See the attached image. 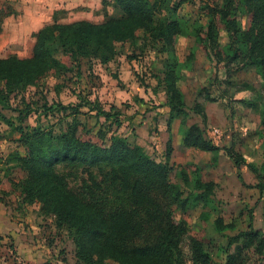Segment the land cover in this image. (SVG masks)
<instances>
[{
  "label": "rangeland",
  "instance_id": "obj_1",
  "mask_svg": "<svg viewBox=\"0 0 264 264\" xmlns=\"http://www.w3.org/2000/svg\"><path fill=\"white\" fill-rule=\"evenodd\" d=\"M168 3V6L182 3L173 14L182 30L173 51L155 52L140 33L135 40L117 45L116 55L105 66L83 60L78 72L69 69L49 73L32 85L4 93L7 99L0 105V264H82L75 256L69 230L57 228L51 218L41 214L38 204L23 202L20 184L25 173L16 160L23 149L16 128L22 126L26 132L40 129L59 136L77 118L89 130L102 131L107 141L126 138L157 162H164V142L155 144L150 138L158 134L159 124H165L168 116L165 94L160 90L161 85H156L163 78L167 60L177 62L176 72L186 104V116L171 125L173 137L190 125L199 124L205 137L214 144L221 147L232 142L242 163L249 165V170L235 167L232 160L233 163L224 157L217 166L208 162L200 167V178L215 182L211 201L207 206L200 204L189 209L193 204L190 201L186 205L189 210L175 208L176 217L185 220L190 231L200 232L210 241L205 249L211 255V264H222L220 246L226 244L228 236L247 230L251 216L254 226L263 228L264 198L255 188L257 179L249 168L261 171L264 166L261 70L241 60L226 65V58L233 54L234 47L224 30L227 24L224 21L214 22L221 63L217 62L215 52L197 38L198 31L214 19L215 8L233 15L231 8L236 6L238 26L247 28L244 3L241 0L232 5L228 0H170ZM0 12L1 21L5 20L0 34V58L29 57L35 34L46 24L79 20L100 23L121 16L111 0H0ZM235 48L244 52L240 42ZM195 102L208 111L207 119L191 111ZM95 106L109 112L111 118L92 111ZM116 120L120 121L119 126L115 125ZM190 156L180 151L168 163L174 169L171 181L181 188L184 187L180 179L182 169L191 173V180L195 178L194 167L189 168L188 164L181 167V162L205 160L194 152ZM202 212L211 214L207 223L201 219ZM217 217L226 223L233 222L236 229L216 233L212 222ZM182 249L189 254L187 240L183 241ZM104 264L115 263L105 261Z\"/></svg>",
  "mask_w": 264,
  "mask_h": 264
},
{
  "label": "trees",
  "instance_id": "obj_2",
  "mask_svg": "<svg viewBox=\"0 0 264 264\" xmlns=\"http://www.w3.org/2000/svg\"><path fill=\"white\" fill-rule=\"evenodd\" d=\"M111 1L121 12L120 17L100 23L80 20L45 25L34 36L30 57L0 58V105L7 99L4 93L32 85L49 73L69 69L78 72L83 60L107 65L116 55L117 45L135 40L140 33L155 52L174 50L182 30L173 14L182 3L168 6L170 0ZM236 1L228 0V4ZM241 1L247 28L238 26L236 6L231 8L233 15L215 8L212 10L214 19L198 31L197 38L215 52L217 62L221 63L214 22L219 19L227 23L224 30L234 50L226 58V65L241 60L248 66L260 68L264 94V0ZM3 20L0 19V31ZM238 42L244 52L235 48ZM176 68L177 62L165 61L163 78L158 84L167 96L169 127L173 120L186 116ZM92 111L111 118L109 112L96 106ZM191 111L205 120L200 103L195 102ZM119 122L116 120L115 125L119 126ZM16 132L23 149L16 157L25 173L20 184L23 202L38 204L41 214L51 218L57 228L69 230L75 256L82 264H104L105 261L115 264L212 263L205 249L210 241L200 232L190 231L188 223L178 219L175 211V208L187 210L190 201L193 204L189 209L200 204L207 206L211 201L214 184L201 180L197 166L188 165L195 169L194 180L189 177L191 173L182 169L180 179L184 187L181 188L171 181L173 168L167 162H157L126 138L107 141L102 131L89 130L77 118L59 136L40 129L26 132L22 126H18ZM182 135L184 147L211 153L213 165L220 150L236 167L243 164L232 148L218 147L196 124L190 125ZM171 153L169 139L166 158ZM249 168L257 179L255 188L264 198V166L261 171ZM210 218L209 212H202L204 222ZM212 224L216 233L236 229L233 222L226 223L219 217ZM184 240L189 243L188 255L182 249ZM218 251L222 264H264V200L263 228L255 230L251 216L247 230L228 236L226 244Z\"/></svg>",
  "mask_w": 264,
  "mask_h": 264
},
{
  "label": "crops",
  "instance_id": "obj_3",
  "mask_svg": "<svg viewBox=\"0 0 264 264\" xmlns=\"http://www.w3.org/2000/svg\"><path fill=\"white\" fill-rule=\"evenodd\" d=\"M101 1H103V0H101ZM121 13V12H120ZM9 17V16H8ZM7 18V17H6ZM80 21V20H79ZM85 21H87V20H85ZM5 22V20H3V22H2V24H1V31H0V34H1V32H2V27H3V23ZM90 22V21H89ZM52 23H54V22H52ZM59 23V22H58ZM49 24H51V23H49ZM63 24H66V23H63ZM46 25H48V24H46ZM45 26V25H44ZM43 26V27H44ZM42 28V27H41ZM41 28H39V30L41 29ZM38 32V31H37ZM34 42H35V39H34ZM33 46H34V44H33ZM32 50H33V47H32ZM32 50H31V54H32ZM31 54L29 55V57L31 56ZM130 60V59H129ZM130 63H132V65H134V61L132 62V60H130ZM157 85V87L159 86L158 84H156ZM160 90H161V92L163 93V94H165V92H164V90L162 89V88H160ZM165 96V99H166V102H165V108L167 109L168 108V106H167V96H166V94L164 95ZM186 105V104H185ZM169 108H168V116H167V120H166V122H165V124H162V125H160L159 124V126H160V128H158V134H156V135H152L151 136V141L153 142V143H155V144H157L159 141L160 142H164V147L165 148H167V142L169 141V139H170V141H171V147H172V153H171V155H170V157L169 158H166L165 160L166 161H164V162H167V163H169V161H171V158H174L175 156H176V154L178 153V152H180V151H185L186 152V154L188 155V156H190L193 152L194 153H196V154H199V155H201V157H204L205 158V160H204V162L202 161L201 163H199L197 160H194V159H191V160H187L186 162H185V159L181 162V167L182 166H184L185 164H188L189 165V163H194V165H196V164H198V168L200 169V167H204V166H206L207 165V163L209 162V163H211L212 162V159H213V155L211 154V153H209V152H204V151H200V150H196V149H193V148H187V147H184L183 146V144H182V139H183V135H182V133L179 135V133H176L175 134V136L173 137V135H174V130L171 128V125H172V123H174L175 121H179L180 119H176V120H173L172 122H171V124H170V127L168 126V119H169ZM206 112H208V111H206L205 110V108H204V113H205V115H208V113L206 114ZM219 114V117L222 115V113H218ZM207 117L208 116H206V119H207ZM219 121V120H218ZM162 123V122H161ZM196 125H198L202 130H203V128L199 125V124H196ZM137 129V131H140V129H138V128H136ZM204 132V131H203ZM218 146V145H217ZM218 147H220V146H218ZM220 148H232L235 152H238L236 149H235V146L233 145V143L232 142H230V144H227V145H225V146H221ZM165 152H166V149H165ZM173 156V157H172ZM191 157V156H190ZM227 158V159H229L226 155H225V153H224V151L223 150H220L218 153H217V155H216V158H217V162H216V166L218 165V163H221V160H222V158ZM230 161H231V159H229ZM159 162H161V161H159ZM172 162V161H171ZM183 162H185V163H183ZM232 162V161H231ZM233 163V162H232ZM179 164V163H178ZM234 164V163H233ZM170 166V165H169ZM234 166H235V164H234ZM241 167H245V168H247V170H249L248 169V164H241L240 165ZM239 166V167H240ZM172 167V166H171ZM236 167V166H235ZM173 171H174V169H173ZM203 182H212V183H215L213 180H207V181H205V180H203V179H201ZM252 226H253V228L255 229V230H260V229H262V228H256L255 226H254V223H252ZM224 246V245H223Z\"/></svg>",
  "mask_w": 264,
  "mask_h": 264
},
{
  "label": "built area",
  "instance_id": "obj_4",
  "mask_svg": "<svg viewBox=\"0 0 264 264\" xmlns=\"http://www.w3.org/2000/svg\"><path fill=\"white\" fill-rule=\"evenodd\" d=\"M215 132H216V133H218V131H217V130H216Z\"/></svg>",
  "mask_w": 264,
  "mask_h": 264
}]
</instances>
